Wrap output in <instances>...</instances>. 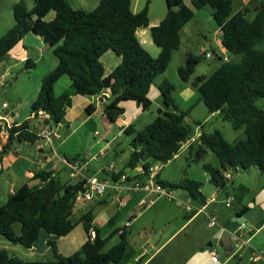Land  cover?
Listing matches in <instances>:
<instances>
[{"label": "trees", "instance_id": "trees-1", "mask_svg": "<svg viewBox=\"0 0 264 264\" xmlns=\"http://www.w3.org/2000/svg\"><path fill=\"white\" fill-rule=\"evenodd\" d=\"M165 1L166 16L158 26L150 28L151 38L161 50L154 57L137 35L140 29L150 27L148 7L135 13L132 0H100L92 11L75 10L68 0H34V7L29 10L21 0L14 5L15 25L0 38V66L9 52L33 32L50 45L59 63L43 79L31 114L45 111L55 125H60L72 95L98 97L110 91L104 114L115 123L124 114L122 105L126 101L135 102L144 111L151 107L149 90L168 69L173 52L179 50L182 29L194 18L195 10L210 6L215 24L221 29L222 45L235 59H221V65L210 76L196 77L192 86L211 114L219 112L232 121L235 130L244 129L245 135L234 143L227 142L218 130L200 135L197 159H203L208 151L215 153L220 166L205 164L204 170L209 181L224 191L230 182L224 176L226 171L234 174L257 166L264 173V111L256 106L264 99V2L255 9L245 6L233 13L232 0H190L192 7L184 0ZM51 12L55 17L48 20ZM250 13L253 18L248 17ZM109 51L121 57L122 62L106 76L101 59ZM199 63L200 58L189 56L179 69L180 78L190 81ZM27 65L35 66L31 61ZM63 77L71 81L72 91L57 96L55 86ZM159 88L166 107L173 110H159L158 117L139 132L133 125L124 128L125 133L134 135L127 169L134 171L142 163L144 172L135 178L143 184L151 166L170 162L182 150V144L193 139L191 129L185 125L189 112H179L174 103V86L165 81ZM87 113L92 115L93 111L88 107ZM37 140L26 120L10 130L4 149L7 153L14 143L35 144ZM123 172L112 177L118 179ZM34 180L41 184L23 185L0 207V236L31 249L43 232L55 238L67 237L82 223L87 241L71 255L62 254L56 242L49 241L55 259L44 262L25 261L1 250L0 264H121L129 246L127 230L119 234L120 229H115L102 238L93 226V210L84 212L78 223L71 220L77 209V196L86 191L88 180L63 182L61 174L46 171L35 174ZM157 182L164 188L187 192L191 200L205 201L199 181L185 179L173 186L158 175ZM249 211L246 206L237 215ZM15 224L21 225L20 234L14 230ZM91 230L96 233L94 240ZM116 234L120 235V242L105 252L106 244Z\"/></svg>", "mask_w": 264, "mask_h": 264}, {"label": "rangeland", "instance_id": "rangeland-1", "mask_svg": "<svg viewBox=\"0 0 264 264\" xmlns=\"http://www.w3.org/2000/svg\"><path fill=\"white\" fill-rule=\"evenodd\" d=\"M24 1H26L27 8H31L34 5V0ZM184 1L188 6L192 7L190 0ZM232 1L233 12L235 13L241 10V5L244 2L250 0ZM257 1L264 2V0ZM145 7H148L151 23H155L160 19L162 21L168 11V5L165 0H133V9L136 10L137 13ZM93 9L94 4L90 3L85 8V11H92ZM54 16L55 13L51 12L47 19L50 20L52 17L54 18ZM248 17L253 18L254 14L250 13L248 14ZM212 20H214L213 9L210 6H206L201 10H195L194 18L187 24L186 31L182 33V42L179 50L173 52L168 69L164 74L155 79L149 90L148 97L151 99L152 105L148 110L144 111L133 101H126L122 105L125 112L115 123L107 121L108 119L107 117H104L103 111L99 112L98 114L92 116L97 126V132H94L95 130H91L90 126H85L73 133L69 124L64 123V128H59L61 139H56L58 140L56 142V147H61V153L66 155V157L70 160H83L86 158V162L89 161L91 169L95 172L99 171L101 173V168L114 165L116 169H124L127 173L134 174L133 171L127 169V162L132 152L131 143L134 139V135L125 133L124 127L133 124L135 130L139 132L158 117L159 109H162L163 111L173 110V108L166 107L159 88L165 81H168L174 86L172 97L178 111L189 112L185 118V125L191 129L194 142L192 143V147L187 146L180 150L177 156H175V158L170 162L157 164L159 167V171L157 172L160 174V180L173 186H177L178 183L185 179L196 180L202 183L201 192L206 198H212L217 194L219 195V198L217 199L219 202L227 201L228 198H226L225 194L231 193V198H233L234 195H239L251 206H254L255 204L264 205V173L259 167L254 166L248 170H241L232 174V179L225 190H221L222 193L218 194V189L209 181V177L204 170L205 164L218 168L220 166L218 158L215 153L208 151L203 159H197V151L200 146V135L202 133L211 134L218 130L229 143H234L245 138L244 129L235 130L232 121L224 119L221 114L216 115L215 118H210L209 110L201 101V94L192 86V81L196 77L210 76L221 65V60L219 59L222 47L221 34L216 32L217 26L212 22ZM14 25V13L12 12L8 16L4 15L3 24H0V38L7 33L6 31H8L10 27ZM156 26L158 25H154L152 27ZM203 51H205L206 54H210L211 58H206ZM189 56L200 58V63L196 65L195 72L191 76L190 81L185 82L179 76V69L185 64ZM45 67L47 66H45L44 63H39L34 67L27 65V61L18 63L17 60H14L11 64L7 65L6 70L0 71V79L3 75L6 76L4 78L3 85L0 86V102H7L10 110H16V113H19L22 116L24 115L25 117L28 116L31 110L29 104L31 96L40 91L39 89L43 79L51 73L47 70L48 68ZM256 106L264 111V99L259 100ZM133 115L135 118H133ZM104 120L106 123H104ZM54 143L55 139L53 140V144ZM139 168H142V163L139 165ZM63 179H68V176H64ZM0 187L2 186L0 185ZM165 189L167 191L174 189V199L169 200L167 197H158L157 195V197L155 196L151 198L147 196L148 198H145L147 202L154 201L159 198L161 199L157 200L153 206L142 207L136 211L137 219L132 223L133 228L128 229L129 246L125 257L122 260V264H124L128 258H131L133 254L137 253V241L140 240V233H145L143 230L145 225H153L156 229L155 239L160 241L175 227L174 224H171L170 227V223L164 225L170 212L180 211L182 217L187 219V213L177 205V198L179 197V194L185 195L186 192L177 188L166 187ZM113 194L114 191L112 189H108L101 200L104 202L105 208H108L107 210H111L112 213L116 212L117 214L120 209L116 203L115 205L112 203ZM125 195L126 198L124 201L126 203L129 201V209L131 210L142 198H144L141 195H136L134 192H129ZM186 197L189 198L188 196ZM191 202L193 206L202 205L200 202L193 199ZM219 202L216 205H213L212 209H220L223 212H234L237 209V202H233L232 208L230 209H227L225 204ZM1 204L2 202L0 198V205ZM167 204L172 205V207L170 206L169 211H167L166 207H164ZM97 206L96 200L78 201L76 206L77 209L71 219L72 222L78 223L84 212ZM125 212H127V210L121 211L120 215ZM207 213L209 214L208 211ZM200 219L206 220V224H208L206 216L203 215ZM110 222L109 211L100 216V221L97 223V227H99L102 234L112 230L113 227ZM119 224L120 221L116 223V225ZM206 224L202 225L206 227ZM245 226V233H247L246 238H249L250 234L248 233L250 229H254V232L257 229L255 227L252 228L251 223ZM131 232L133 233L132 235ZM147 236H153V234L148 231ZM61 238V242H59V249L63 253L71 254L74 253L76 249L79 250V246L77 245H79L80 242L86 241L87 235L83 224L79 223L71 234L67 237ZM119 242L120 235H114L106 244L104 251L106 252L110 250ZM19 246L24 248L22 245ZM236 251H238V248ZM262 252L264 254V247ZM223 253L224 252L220 251L222 258H225ZM50 255L52 256V252H50ZM35 260L36 259L33 261Z\"/></svg>", "mask_w": 264, "mask_h": 264}, {"label": "crops", "instance_id": "crops-1", "mask_svg": "<svg viewBox=\"0 0 264 264\" xmlns=\"http://www.w3.org/2000/svg\"><path fill=\"white\" fill-rule=\"evenodd\" d=\"M21 0H2L0 2V24H3L4 15H10V13H14V5ZM69 5L75 10H84L90 4H94V9L99 5L100 0H68ZM90 2V3H89ZM133 2V0H132ZM26 3V1H25ZM262 2L257 0H250L244 2L241 5V8L245 6H250L252 9H255L261 5ZM31 8H28L31 10ZM93 9V10H94ZM5 11V14H4ZM87 11V10H86ZM135 13L136 10L133 9ZM238 12V11H237ZM235 12V13H237ZM234 13V12H233ZM55 17V16H54ZM53 17L50 19L52 20ZM157 20L155 23H151L150 27L147 29H140L137 32L138 38L144 48L154 57H158L161 50L154 44L151 38V32L149 34L150 28L154 25H159L161 22ZM215 23L214 20H212ZM217 26V25H216ZM13 27V26H12ZM10 27V29L12 28ZM9 29V30H10ZM187 29V25L181 31V42H182V33L185 32ZM8 30V31H9ZM6 31V32H8ZM218 34H221V29L217 26ZM4 36V35H3ZM2 36V37H3ZM221 54L219 59H223L225 61L235 59L230 52L226 51V49L222 45V35H221ZM53 55V50L49 44L45 43L43 39L33 32H30L25 36V38L17 44V46L9 52L5 61L0 66V71L6 70L7 65L11 64L14 60H17L18 63H23L25 61H31L36 65L39 63H44L45 68H48L49 72H52L58 66V59ZM233 56V57H232ZM105 67V75H111L115 69L121 64L122 58L117 56L113 51L107 52L101 59ZM34 66V67H35ZM5 78L6 76L3 75ZM2 77V78H3ZM1 78V79H2ZM61 85V86H60ZM40 90V89H39ZM72 91L71 88V81L68 77H63L55 86V93L57 96L61 95L62 93ZM39 93V92H38ZM38 93H35L31 96L30 99V107L32 103L38 96ZM105 96V97H104ZM110 98V91H106L103 95L98 97H81V96H71L68 104L67 114L65 117L64 122L61 124V129L64 128V123L69 124V127L73 130V133L77 130L81 129L85 126H90L91 130L96 131V123L94 122L92 116L98 114L99 112L104 113V107L108 103V99ZM103 99V101L101 100ZM2 103L0 102V107ZM90 108L93 111L92 115L87 113V108ZM162 110V109H159ZM10 112H16V110H10ZM220 114L217 113H210V118H215L216 115ZM20 123L28 120L31 116V111L28 116L20 115ZM104 117L106 115L104 114ZM134 117V115H133ZM108 119V118H107ZM109 121V120H107ZM104 123L105 120H104ZM30 126L32 127L34 121H29ZM133 125V124H132ZM128 127V125L126 126ZM124 127V128H126ZM92 131V132H93ZM58 140L55 139V143L52 147L44 152H40L36 146V144L30 143H14L12 148L6 153L4 146L7 142L1 140L0 138V198L2 204L0 207L6 203L8 198L14 194L20 187L25 184L30 186L40 185L41 182L39 180H34L35 174L46 171V172H54L55 174H61L63 182H76L77 180L72 179L70 177L71 169L70 163L68 162V158L66 155L61 153V147H56V142ZM104 151V150H102ZM106 167L101 168V173L99 171H94L91 169V165L89 164L86 169L83 170V175L87 179H99L101 181L109 178V175L106 174L105 171ZM119 172L124 171L123 173H127L124 169H117ZM64 176H68V179H63ZM132 182L136 179L137 174H130ZM160 176V174H159ZM146 180H144V183ZM206 189V188H205ZM218 189V188H217ZM114 191V190H113ZM170 192H174V189H171ZM129 192H123L119 195V199L122 202L117 201V194L114 191L113 201L119 206L118 213H112L111 210H107L105 208L104 202L101 198H96L97 207L92 208L94 214V221L93 226L98 229L102 238L108 237L111 232L115 229H122L126 226L128 222H131L130 228H133V222L137 219L136 211L142 208V203L145 198L148 197H155L157 194L149 195L148 197L143 194L141 195L142 198L136 206L129 209V201L126 203L124 199L126 198L125 194ZM131 193V192H130ZM217 193L221 194V190L218 189ZM228 196L226 198L231 197V193H226ZM225 194V195H226ZM174 195V194H173ZM189 197L188 193L186 192L185 195L179 194L177 198V205L182 210L183 203ZM157 197V196H156ZM159 197V196H158ZM186 197V198H185ZM205 197V196H204ZM185 198V199H184ZM219 195H214L212 198H206L202 205H196V207H205L206 210L204 213L195 214V213H187V219H184L180 213V211H172L168 214L167 221L164 225L170 223L175 225V227L170 231V233L163 237L160 241L155 239L156 229L153 225H145L143 227L144 234L139 235L140 240L137 241L138 251L136 254H133L131 258H128L124 264H137L142 261V264H264L263 261L252 263L250 258L255 251H262L264 247V205L263 204H255L254 206L249 205L244 201L239 195H234V202H237V209L234 212H223L220 209L213 208V205H216L219 201L217 200ZM154 200V204L157 200ZM99 200V201H97ZM255 200V198H254ZM219 203L225 204L226 201H220ZM248 204V205H247ZM153 206V205H152ZM171 204H167L166 207L167 211H169ZM249 207L250 210L254 211L257 216H254L252 219L249 220L251 223L252 228H256L257 230L254 232V229H250L249 233L250 237V245L244 247L238 251L234 248L233 252H225L221 246H214L212 248L208 247L210 242L214 240H220L222 237L223 232L226 230L230 222L234 219L237 214L243 210L244 207ZM150 207V206H147ZM227 209H230L226 206ZM127 210L124 214H121V211ZM109 211L110 214V223H112V230L105 234H102L99 227H97V223L100 221V216L103 215L105 212ZM209 212V214L207 213ZM206 216L208 220V224H206V220H201L202 216ZM217 217V224L214 227H209V218L210 217ZM119 218V219H118ZM120 221L119 225H116L117 222ZM202 224H206L204 227ZM246 224V225H247ZM258 224L261 225L260 228H257ZM197 225V226H195ZM14 230L16 233L20 234L21 232V225L15 224ZM245 230V228H244ZM151 232L153 236H147V232ZM128 232V229H127ZM45 234V236H44ZM133 233L131 232V235ZM158 234V233H157ZM130 235V236H131ZM62 238H55L50 236L46 233L41 234L40 241L34 245L31 249L21 248L20 244H12L4 237L0 236V251L7 250L10 255L18 257L25 261H33V262H44V261H53L55 259V255L53 250L48 245L49 241H55L58 249H59V242H61ZM72 241V240H71ZM87 241V240H86ZM86 241L80 242L78 248L80 249ZM67 242V241H65ZM228 248V247H226ZM216 250L219 255V262L215 263L211 259V251ZM59 251L65 255H71L68 253H63L60 249ZM76 249L75 252H77ZM220 251L224 252L225 258H222L220 255ZM52 252V256L50 255ZM34 258V259H32ZM45 258H52V259H45ZM123 262V261H122ZM121 262V264H122Z\"/></svg>", "mask_w": 264, "mask_h": 264}, {"label": "built area", "instance_id": "built-area-1", "mask_svg": "<svg viewBox=\"0 0 264 264\" xmlns=\"http://www.w3.org/2000/svg\"><path fill=\"white\" fill-rule=\"evenodd\" d=\"M203 53L206 55V58H211L210 54H206L205 51ZM4 77L0 79V86L3 85ZM9 104L7 102H3L0 107V138L1 140L7 142L10 136V130L14 126H18L21 123L20 114L16 112H10ZM135 118V116L133 117ZM28 121H34L33 126L31 127V131L34 132L38 140L35 143L38 150L40 152H44L49 150L53 145L54 139H61V135L59 134L60 125H55L51 117L45 111H39L37 113L31 114ZM194 142V139L187 143L182 144V149L187 146H190ZM89 165V161L86 162V158L83 160H75L70 163L71 174L70 177L77 181H82L84 179L88 180V184L86 185V191L78 194L76 202L83 201H93L96 198H101L105 195L108 189H112L117 194V201L122 202L118 197L123 192H134L137 194H143L146 196L157 194L159 197H167V199H174V195L172 192L167 191L164 187L160 186L157 182L159 167L158 165L151 166L149 170V174L145 176L146 182L143 184L137 178L132 182L130 174L122 173L118 179H114L112 176L119 174L120 172L115 168L114 165L107 166L105 168L106 174H111L109 178L101 181L99 179H87L83 175V170L86 169ZM143 168H136L133 173L137 175L143 174ZM232 171H226L224 176L226 179H232ZM114 183V184H113ZM112 185V186H111ZM234 199L228 197L226 201V206L228 208L232 207ZM154 205L153 201L147 202L143 201L142 207L152 206ZM183 209L187 213H195L200 214L204 213L206 210V206L204 207H196L192 205L191 198H187L185 203L182 205ZM217 224L216 217L209 218V227H214ZM246 224H243L241 228L233 233L232 240L234 248L238 250L247 247L250 245V239L246 238L247 233H245L244 228ZM131 226V222H128L126 226L120 229L119 234H122L124 230L129 229ZM96 233L94 230H91V237L94 240ZM211 259L213 262H219V255L216 250L211 251ZM250 261L252 263H257L260 261L264 262V254L262 251L253 252Z\"/></svg>", "mask_w": 264, "mask_h": 264}, {"label": "water", "instance_id": "water-1", "mask_svg": "<svg viewBox=\"0 0 264 264\" xmlns=\"http://www.w3.org/2000/svg\"><path fill=\"white\" fill-rule=\"evenodd\" d=\"M103 101V99H101ZM232 171V170H230ZM233 172V171H232ZM228 196V194H226ZM254 211L250 210L246 215H237L234 217V219L230 222L226 230L223 232L222 237L220 240H214L213 242H210L208 244L209 248H212L214 246H221L225 252H233L234 245L232 236L235 231H237L243 224H247L250 219H252L254 216H257ZM261 225L258 224L257 228H260ZM228 247V248H226Z\"/></svg>", "mask_w": 264, "mask_h": 264}]
</instances>
